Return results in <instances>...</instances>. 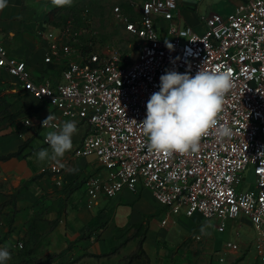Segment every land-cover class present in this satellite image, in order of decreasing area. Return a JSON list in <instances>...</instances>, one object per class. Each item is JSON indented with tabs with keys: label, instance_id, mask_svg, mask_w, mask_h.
Masks as SVG:
<instances>
[{
	"label": "built area",
	"instance_id": "2783aa9c",
	"mask_svg": "<svg viewBox=\"0 0 264 264\" xmlns=\"http://www.w3.org/2000/svg\"><path fill=\"white\" fill-rule=\"evenodd\" d=\"M178 11V0H143L131 13L114 7L124 31L139 43L134 62L117 53L91 51L71 18L38 32L46 43L44 63L58 67L59 82L34 78L27 62L13 56L1 40L0 70L34 100L37 113L23 120L30 131L53 130L42 126L50 113L57 130L65 121L87 126L73 156L94 159L103 172L85 183L91 199L149 192L166 209L160 220L166 230L177 223L174 216L199 214L216 222L220 233L228 223L246 218L255 233L252 248L264 264V0H240L230 16L203 18V33L174 24ZM201 67L232 72L234 87L219 114V123L232 135L218 138L210 132L197 152L186 155L150 151L140 123L150 96L159 91L160 77L167 71L195 76ZM68 164L55 162L48 168L59 185ZM250 168L255 183L244 190ZM242 246L239 240L224 244L219 263L226 264L225 255Z\"/></svg>",
	"mask_w": 264,
	"mask_h": 264
},
{
	"label": "rangeland",
	"instance_id": "374dc122",
	"mask_svg": "<svg viewBox=\"0 0 264 264\" xmlns=\"http://www.w3.org/2000/svg\"><path fill=\"white\" fill-rule=\"evenodd\" d=\"M142 1L73 0L71 6L54 8L50 13L55 11L51 16H53L52 21L57 20L54 22L57 26L64 25L71 18L76 19L80 26L76 25L82 31L81 40L84 45L91 47V51L101 55L117 53L123 58H127L128 61L134 62L138 59L139 43L124 31L119 23V18L113 14V9L116 6H121L124 11L131 13L134 5L140 4ZM209 12L220 14L215 8L210 9ZM1 94L2 91H0V143H8L15 137L18 139L23 134L31 132L24 126L23 120L37 112H34L35 104L31 98L22 94L13 98L6 95L1 96ZM84 131L85 126L79 128L72 137L79 138ZM32 134L40 142L43 141L46 132H40L38 135L32 132ZM42 148H49V146L44 144ZM27 160L37 168L45 167L51 162V160L40 161L36 155L30 156ZM92 166L94 169L92 174L84 177L72 174L71 181L65 178L67 166L61 177V185L56 182L48 168L23 181L15 179L12 175L9 183L0 184V248L6 244L9 246L11 259L7 261V264H135L137 262V259L134 260L130 256L121 260L114 255L77 256L70 249L54 251L48 249L49 245L46 246L45 233L53 223L48 219V212L52 207L48 205V201L59 198L58 194L61 192L70 194V186L74 181L79 180L80 184H85L90 178L99 175L100 169L95 162L92 163ZM244 177V187L242 186L244 190L252 188L255 183L253 168H250ZM12 181L19 187L17 188L18 194L6 191V186L12 184ZM39 187L44 191V196L41 194L42 197L37 193ZM20 193L26 194L24 206L36 210L32 221L21 222L17 219L19 215L17 199ZM36 195L39 198H36ZM165 210L160 205L154 219L157 221L163 219L166 216ZM174 218L177 221L175 226L162 232L161 236V230H159L155 242L151 246L149 245L148 249L146 248L151 253L146 264H221L219 258L224 256L222 252L224 244L236 240H239L243 246L239 252L225 255L226 264H262L252 248L255 233L246 218L228 223L223 233L217 230L216 222L204 220L199 214L192 218L182 215L174 216ZM142 227V230L137 234L138 241L146 233L147 226ZM237 231L239 232L238 236ZM197 235L200 236V240L196 239ZM149 240H152V237ZM141 241V243H133L130 248L137 246L140 250L144 240ZM157 250H164V256H158ZM177 250L178 252L182 251V259L177 256Z\"/></svg>",
	"mask_w": 264,
	"mask_h": 264
},
{
	"label": "crops",
	"instance_id": "0c3cea01",
	"mask_svg": "<svg viewBox=\"0 0 264 264\" xmlns=\"http://www.w3.org/2000/svg\"><path fill=\"white\" fill-rule=\"evenodd\" d=\"M178 1L177 15L179 18L174 21V24L189 25L199 33L205 30L202 19L213 14L209 12L210 9L215 8L220 13L219 15L227 17L240 4V0H203L200 3L196 0ZM54 8L58 7L52 5L51 0H8V6L0 10V40L5 43L13 56L27 62L34 78L51 77L55 82H59L61 80L60 70L56 65L44 63L46 43L38 36L39 30L47 24L53 22V25L57 26L54 24L57 20L48 22L49 13ZM169 25L171 23H166L165 26ZM15 84V79L6 71L0 70L1 96L6 95L12 98L21 94L25 96ZM84 126L85 131L79 138L72 137V149L58 160L71 161L65 177L68 181H71L72 174L84 177L94 172L92 166V163H96L94 159L73 156L74 150L81 144L87 133L86 125H77V130ZM44 144V139L39 142L32 131L23 134L18 139L15 137L11 142H1L0 184L9 183L12 175L20 181L29 179L55 163L56 161H51L49 165L37 168L27 160L30 156L36 155ZM18 154L19 156H16ZM9 156L15 157L8 158ZM100 174L103 172L100 171ZM79 182L77 180L71 184L70 194L61 192L58 194L59 198L48 201V205L52 206L48 212V219L53 222L51 228L45 233L48 249L54 251L70 249L77 256L114 255L121 260L133 253L140 255L141 249L139 250L137 246L130 248V246L144 240L142 250L149 258L151 253L146 248L155 242L159 230H161L160 236L162 232L167 231L162 229L160 220L154 219L160 208L154 196L149 192L136 194L123 191L112 199L104 197L91 199L86 192V184ZM6 188V191L17 194L19 192L17 190L19 187L14 181ZM37 193L41 196L44 191L39 187ZM25 195L20 193L17 199V210L19 211L17 219L21 222L32 221L33 214L36 213L34 208L24 206ZM36 198L39 197L36 195ZM144 225L147 226L146 233L138 241L136 239L138 231L142 230ZM151 237L152 240H149ZM157 252L158 256H164V250H157ZM181 254H183L182 251L177 254L179 259H182ZM165 258L166 256L163 259ZM147 262L148 259L143 258L137 260L135 264H146Z\"/></svg>",
	"mask_w": 264,
	"mask_h": 264
},
{
	"label": "clouds",
	"instance_id": "9594fccd",
	"mask_svg": "<svg viewBox=\"0 0 264 264\" xmlns=\"http://www.w3.org/2000/svg\"><path fill=\"white\" fill-rule=\"evenodd\" d=\"M56 7L71 6L73 0H51ZM8 0H0V10ZM169 47V45H168ZM234 87L232 72L228 69L200 68L195 76L167 71L160 77L159 91L154 92L146 105V118L140 123L147 137V147L157 154L186 155L199 150L203 137L213 132L218 138L230 137L232 130L219 123L226 94ZM50 115L42 122L51 128L44 136L49 148L36 153L40 161H58L73 147L72 136L76 122L66 121L57 130ZM11 259L9 246L0 248V264Z\"/></svg>",
	"mask_w": 264,
	"mask_h": 264
},
{
	"label": "trees",
	"instance_id": "16d2710c",
	"mask_svg": "<svg viewBox=\"0 0 264 264\" xmlns=\"http://www.w3.org/2000/svg\"><path fill=\"white\" fill-rule=\"evenodd\" d=\"M54 13H55V11H52V13L49 14V20H48V22H52L53 16H51V15H53ZM52 24H53V22H52ZM16 156H19V154L16 155ZM12 157H15V156H9L8 158H12ZM0 160H1V158H0ZM140 249H141V252H142L140 255L137 254V253H133V254L130 255V257L131 258L133 257L134 260L135 259L140 260V259H143V258L148 259L147 254L145 253V251L142 250L143 249L142 246H141Z\"/></svg>",
	"mask_w": 264,
	"mask_h": 264
}]
</instances>
